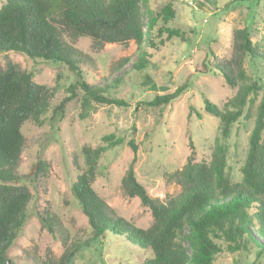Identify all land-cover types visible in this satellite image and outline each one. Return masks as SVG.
<instances>
[{"label": "rangeland", "instance_id": "1", "mask_svg": "<svg viewBox=\"0 0 264 264\" xmlns=\"http://www.w3.org/2000/svg\"><path fill=\"white\" fill-rule=\"evenodd\" d=\"M6 1L0 0V8ZM94 1L105 9L111 0ZM171 1L176 15L166 26L179 30L182 37H167L159 21L141 48L133 40L101 46L90 36L74 39L69 31L59 27L63 40L74 48L85 80L102 87L107 96L124 100L126 105L94 101L84 104V90L75 85V96L60 111L59 104L71 95L70 86L78 79L69 65L33 59L23 52L0 53L3 66L8 62L17 64L30 72L35 82L53 91L40 122L29 119L22 127L25 145L16 169L19 178L10 183L28 186L33 198L27 220L8 249L9 264L59 259L65 239L73 246L70 264H136L151 256L150 252L130 250L119 236L109 235L102 241L95 238L72 190L84 166L85 145L102 150L93 182L96 193L107 203L110 213L141 228L150 227L154 218L150 208L139 197L129 196L123 187L124 175L132 163L138 181L152 197L163 201L180 194L181 186L172 174L188 160L210 164L217 156H223L231 181L244 183L241 167L248 156L264 90L249 96L251 101L227 135L223 133L221 119L204 110V96L224 107L237 93L238 88L230 87L221 73L212 69V63L230 58L236 28L249 27L252 41L259 47L262 45L264 3L140 0L144 30L149 13L160 12ZM150 38L155 47L148 45ZM141 54L146 59L139 69L135 63ZM124 58L130 61L118 68ZM245 66L250 78L263 86L264 59L248 57ZM180 85L185 89L171 103L147 104L156 94L171 93ZM42 163L44 166L37 174ZM46 209L57 221L56 232L40 221L39 213ZM189 231L185 226L176 241L192 258L195 247L187 236ZM260 241L264 242V238L260 237ZM215 242L221 251L215 254L212 264H264V256H258L255 249L231 250L224 238H215Z\"/></svg>", "mask_w": 264, "mask_h": 264}, {"label": "trees", "instance_id": "2", "mask_svg": "<svg viewBox=\"0 0 264 264\" xmlns=\"http://www.w3.org/2000/svg\"><path fill=\"white\" fill-rule=\"evenodd\" d=\"M139 2L111 0L105 9H100L94 0H7L0 8V53L23 52L33 59L69 65L78 79L70 86L71 95L59 104L60 111L75 96V85L84 90V104L94 101L126 105L124 100L107 96L102 87L85 80L79 59L74 57V48L63 40L59 27H64L74 39L90 36L101 46L133 40L141 48L159 21L167 37H182L179 30L166 26L176 15L172 1L160 12L149 13L146 30ZM148 45L156 46L151 38ZM248 57L264 59V35L259 47L252 41L251 30L246 26L233 31L230 58L212 63V69L220 72L230 87L238 88L224 107L204 96V110L221 119L225 135L242 116L244 107L251 101L249 96L264 90V85L248 75L245 66ZM145 59V54L139 55L135 66L142 68ZM129 61L130 58H124L118 68ZM184 89L185 86L180 85L171 93L156 94L147 104L167 105ZM52 94L50 87L35 82L32 74L17 64L8 62L3 66L0 63V264H8V249L27 220L28 206L33 198L28 186L10 183L19 178L16 169L25 145L22 127L29 119L40 122ZM191 111H195L193 106ZM197 116L201 114L197 112ZM82 153L84 166L72 185L73 194L95 238L102 241L109 235L119 236L130 250L151 253L147 260L136 264H187L189 261L212 264L215 254L221 251L215 238H224L231 250L255 249L258 256H264V242L260 241V237L264 238V98L251 133L248 156L241 167L242 184L231 181L223 156H217L210 164L188 160L172 174L181 186L180 194L163 201L149 194L138 181L131 164L124 175L123 187L129 196L139 197L150 208L154 221L148 228L138 227L110 213L107 203L93 188L102 150L85 145ZM43 166L39 164L37 174ZM39 218L51 232L57 231V221L49 210L39 213ZM185 226L190 230L187 236L195 247L192 258L176 241ZM63 243L64 251L59 259L41 260L38 264H70L73 246L66 239Z\"/></svg>", "mask_w": 264, "mask_h": 264}, {"label": "water", "instance_id": "3", "mask_svg": "<svg viewBox=\"0 0 264 264\" xmlns=\"http://www.w3.org/2000/svg\"><path fill=\"white\" fill-rule=\"evenodd\" d=\"M8 264H9V260H8Z\"/></svg>", "mask_w": 264, "mask_h": 264}]
</instances>
